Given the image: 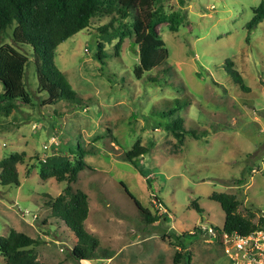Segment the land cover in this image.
Returning a JSON list of instances; mask_svg holds the SVG:
<instances>
[{
    "label": "rangeland",
    "instance_id": "374dc122",
    "mask_svg": "<svg viewBox=\"0 0 264 264\" xmlns=\"http://www.w3.org/2000/svg\"><path fill=\"white\" fill-rule=\"evenodd\" d=\"M262 1L160 0L154 8L179 12L183 20L176 32L167 24L157 27L169 57L166 66L140 81L133 76L138 55L131 34L137 12L123 21L114 14L94 17L55 51L54 64L76 99L53 105L37 93L32 48L14 46L13 26L8 27L0 46L10 45L28 58L23 85L30 100L17 101L9 116H0V161L23 154L16 167L19 186L0 185V237L13 229L36 240L34 251L44 264H230L227 246L208 230L221 228L225 217L212 194L234 196L237 213L264 232V20L250 34L245 29ZM111 22L108 34H128L106 43L109 36L99 29ZM226 61L247 92L226 74ZM148 76H158L157 83L145 81ZM176 100L182 105L175 114L182 120L181 144L159 126L167 121L161 113ZM52 138L56 144L43 152ZM136 143L147 149L137 169L124 158ZM77 146L89 154L69 186L87 195L85 230L100 250L113 252L109 260L69 257L74 235L45 205L63 194L67 182L43 180L39 163L44 156L68 154L70 147L76 155ZM124 188L159 220L145 224ZM172 233L193 235L188 262L175 261L178 249L166 238Z\"/></svg>",
    "mask_w": 264,
    "mask_h": 264
},
{
    "label": "trees",
    "instance_id": "16d2710c",
    "mask_svg": "<svg viewBox=\"0 0 264 264\" xmlns=\"http://www.w3.org/2000/svg\"><path fill=\"white\" fill-rule=\"evenodd\" d=\"M160 0H0V38L8 27L13 26L11 42L14 46L26 45L32 48L37 71V93L47 95L46 102L50 105L58 101L74 102L76 94L68 85L65 76L54 64L57 47L80 31L86 30L92 18L103 15H112L114 20L123 21L137 12L131 23V34L134 35V46L137 48L138 62L133 68L136 80L144 79L151 71L166 66L169 57L164 42L157 33V27L167 24L171 32H176L183 18L179 12L165 13L161 7L154 8ZM264 20V0L252 10V17L246 24L248 34ZM112 27V22L99 29V33L109 43L111 36L127 35L108 34L107 28ZM102 50V45H98ZM99 54L96 59L102 61ZM28 58L10 45L0 46V83L3 93L0 95V116L7 117L16 109V102L29 103V95L24 89L23 79ZM226 74L240 88L247 92L243 78L232 68V63L226 61ZM168 69L163 68L162 74ZM145 81L157 83L158 76H148ZM44 105V103H43ZM182 109L180 102L175 101L167 112L161 113L160 119L167 118L165 125L159 124L170 132L178 143L183 142L184 131L182 120L175 117L177 111ZM192 137L198 138L196 133L188 132ZM56 149V147L54 148ZM77 153L70 147L68 154H58L48 157L39 163L40 177L43 180L54 178L57 182L66 180L67 187L63 194L54 199L49 198L45 205L50 209L51 218L62 223L75 238L70 256L76 261L109 260L113 252L99 249L97 238L85 230L84 222L88 216V198L80 190L73 191L69 186L77 180L78 174L84 170L83 158L89 154L77 146ZM147 149L137 143L125 153V161L137 169V159L145 155ZM90 155H92L90 153ZM71 156L74 159L70 160ZM23 162V154H10L0 161V185L19 186L17 165ZM125 194L133 201L139 211L140 217L147 225H153L159 220L157 215H152L135 200L127 189ZM210 199L216 202L225 217L221 228L213 227L217 238L223 232L247 235L259 231V225L241 217L237 213L238 202L235 197L227 194H212ZM49 218V219H51ZM164 220L167 221L166 218ZM263 221V220H262ZM260 220V222H262ZM45 223V221H43ZM170 244L178 249L175 261H189V245L193 235L172 233L166 237ZM38 242L23 233L10 229L6 236L0 237V254L4 258L3 264H44L37 260L34 248ZM62 264V263H58Z\"/></svg>",
    "mask_w": 264,
    "mask_h": 264
},
{
    "label": "built area",
    "instance_id": "2783aa9c",
    "mask_svg": "<svg viewBox=\"0 0 264 264\" xmlns=\"http://www.w3.org/2000/svg\"><path fill=\"white\" fill-rule=\"evenodd\" d=\"M52 143H55L53 138L50 140L48 146H43V152L48 151L52 146ZM45 159L46 157L44 156L42 162H44ZM208 230L210 232L213 231L217 238V235L212 228ZM219 240L223 241L224 247L225 245L227 246L225 252L230 264H264L263 231H253L247 235H240L235 232L229 234L223 232Z\"/></svg>",
    "mask_w": 264,
    "mask_h": 264
}]
</instances>
